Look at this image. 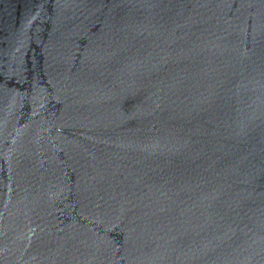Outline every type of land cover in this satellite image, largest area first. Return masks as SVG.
<instances>
[{"label":"water","instance_id":"95a60500","mask_svg":"<svg viewBox=\"0 0 264 264\" xmlns=\"http://www.w3.org/2000/svg\"><path fill=\"white\" fill-rule=\"evenodd\" d=\"M0 264H264V0H0Z\"/></svg>","mask_w":264,"mask_h":264}]
</instances>
